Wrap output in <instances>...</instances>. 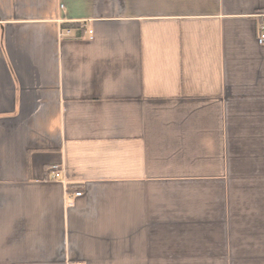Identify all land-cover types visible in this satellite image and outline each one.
I'll return each mask as SVG.
<instances>
[{
	"label": "crops",
	"instance_id": "0c3cea01",
	"mask_svg": "<svg viewBox=\"0 0 264 264\" xmlns=\"http://www.w3.org/2000/svg\"><path fill=\"white\" fill-rule=\"evenodd\" d=\"M262 25L264 0H0V264H264Z\"/></svg>",
	"mask_w": 264,
	"mask_h": 264
},
{
	"label": "built area",
	"instance_id": "2783aa9c",
	"mask_svg": "<svg viewBox=\"0 0 264 264\" xmlns=\"http://www.w3.org/2000/svg\"><path fill=\"white\" fill-rule=\"evenodd\" d=\"M258 40L259 42H262V43L264 42V25H262L260 28V31L258 34ZM46 172L49 175V177L54 180H59L63 176V171L61 167H59L58 165H51L50 167L46 169ZM81 194L82 192H76L74 193V195L70 196V199H73L76 196H80Z\"/></svg>",
	"mask_w": 264,
	"mask_h": 264
},
{
	"label": "trees",
	"instance_id": "16d2710c",
	"mask_svg": "<svg viewBox=\"0 0 264 264\" xmlns=\"http://www.w3.org/2000/svg\"><path fill=\"white\" fill-rule=\"evenodd\" d=\"M65 28H74L78 30H82V26L80 23H67L64 25Z\"/></svg>",
	"mask_w": 264,
	"mask_h": 264
}]
</instances>
